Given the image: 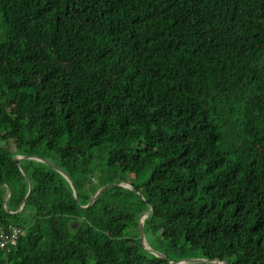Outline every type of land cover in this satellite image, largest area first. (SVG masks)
<instances>
[{
    "label": "trees",
    "instance_id": "16d2710c",
    "mask_svg": "<svg viewBox=\"0 0 264 264\" xmlns=\"http://www.w3.org/2000/svg\"><path fill=\"white\" fill-rule=\"evenodd\" d=\"M11 226L0 264H264V0H0Z\"/></svg>",
    "mask_w": 264,
    "mask_h": 264
},
{
    "label": "water",
    "instance_id": "95a60500",
    "mask_svg": "<svg viewBox=\"0 0 264 264\" xmlns=\"http://www.w3.org/2000/svg\"><path fill=\"white\" fill-rule=\"evenodd\" d=\"M23 158H32V159H35V160H38V161H41L45 164H48V165H51L52 167H54L57 171H59L62 175H64V177H66V179L68 180L71 188H72V191H73V194H74V197L77 199V195H76V191H75V188H74V184L72 182V180L69 178V176L64 172L62 171L61 169H59L58 167H55L53 164H51L48 160L44 159V158H40V157H36V156H18L15 160L18 161L20 159H23ZM23 175H25V173L22 171ZM26 176V175H25ZM27 178V176H26ZM113 185V184H112ZM114 185H117V186H120V187H123V188H128V189H131L133 190V187L131 186L130 183L128 182H120V183H116ZM109 186L111 185H104L100 188H98L94 194L92 195L90 201H89V204H91L93 202V200L105 189H107ZM8 185L5 184V193H4V196H3V205H4V208L8 210V207H7V204H6V195L8 193ZM31 192V185L29 183V189H28V193L27 195L25 196V198L23 199L21 205L19 206V208L17 209L16 212H18L19 210H21L23 204L25 203L28 195L30 194ZM139 193V192H138ZM151 208H148L147 210H145L143 213L140 214L139 218H138V225H139V238H140V244L142 246L143 249H145L146 251L154 254L155 256L157 257H160L162 259H166V256L159 252V251H156L154 250L153 248H151L146 242H145V239H144V229H143V219H144V216L145 214L150 210ZM218 260V259H205V258H187V259H180V260H177V261H169L170 264H182V263H196V262H213L215 264V261ZM220 261V260H218ZM223 262V261H222ZM224 263V262H223ZM225 264V263H224Z\"/></svg>",
    "mask_w": 264,
    "mask_h": 264
},
{
    "label": "built area",
    "instance_id": "2783aa9c",
    "mask_svg": "<svg viewBox=\"0 0 264 264\" xmlns=\"http://www.w3.org/2000/svg\"><path fill=\"white\" fill-rule=\"evenodd\" d=\"M23 231L19 227H9L7 230L0 231V248H4L8 244H13L16 242L19 235Z\"/></svg>",
    "mask_w": 264,
    "mask_h": 264
},
{
    "label": "rangeland",
    "instance_id": "374dc122",
    "mask_svg": "<svg viewBox=\"0 0 264 264\" xmlns=\"http://www.w3.org/2000/svg\"><path fill=\"white\" fill-rule=\"evenodd\" d=\"M245 146H247V145H245ZM139 237L140 236L138 235V238ZM144 239H145V242L150 247L152 246L151 248H153L156 251H159L160 252V250H166L167 249V248H163L164 247V242L162 240H160V239L155 240V235H153V234H150V233H147V235L144 234ZM203 263L204 264H211L209 262H203Z\"/></svg>",
    "mask_w": 264,
    "mask_h": 264
},
{
    "label": "bare ground",
    "instance_id": "6f19581e",
    "mask_svg": "<svg viewBox=\"0 0 264 264\" xmlns=\"http://www.w3.org/2000/svg\"><path fill=\"white\" fill-rule=\"evenodd\" d=\"M216 261H218V260H216ZM219 262H221L222 264H224L222 261H219ZM215 264H220V263H218V262H215Z\"/></svg>",
    "mask_w": 264,
    "mask_h": 264
}]
</instances>
